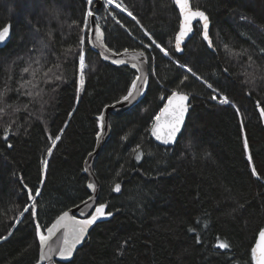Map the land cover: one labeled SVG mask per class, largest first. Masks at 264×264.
<instances>
[{"label": "trees", "instance_id": "trees-1", "mask_svg": "<svg viewBox=\"0 0 264 264\" xmlns=\"http://www.w3.org/2000/svg\"><path fill=\"white\" fill-rule=\"evenodd\" d=\"M123 3L139 24L103 0L96 22L110 50L144 51L148 81L132 108L109 115L110 135L93 164L100 184L97 204L106 203L113 215L93 225L72 258L58 264H252L251 248L264 228V0H190L209 18L213 48L202 41L197 22L180 54L174 48L179 11L172 0ZM94 4L0 0V28L11 26L0 47V91L6 90L0 101L5 108L0 114V236L8 237L0 240V264H37L35 224L49 226L91 195L84 162L100 131L97 117L126 94L137 75L130 65L104 60L87 43L85 83L77 94L78 58L66 56L65 50L77 48L83 16ZM145 31L171 58L154 46L144 48L151 43ZM225 45L242 54H227ZM37 59L40 65L33 63ZM29 64L43 70L59 64L63 79L40 83L38 97L24 95L20 84L32 78L23 72ZM179 64L191 67L232 104L211 99L212 89ZM185 75L189 79L181 84ZM172 90L188 94L190 102L179 137L164 146L154 141L150 128ZM62 128L61 140L47 156L49 134H60ZM138 144L139 161L133 152ZM42 159L49 162L46 170ZM252 166L259 178L252 175ZM117 183L121 190L112 191ZM36 188L41 195L35 196ZM28 189L34 200L27 199ZM31 204L37 217L25 214L18 223L20 212ZM218 240L230 247H214Z\"/></svg>", "mask_w": 264, "mask_h": 264}, {"label": "snow or ice", "instance_id": "snow-or-ice-1", "mask_svg": "<svg viewBox=\"0 0 264 264\" xmlns=\"http://www.w3.org/2000/svg\"><path fill=\"white\" fill-rule=\"evenodd\" d=\"M88 4L91 5L93 0H87ZM103 3L108 6H113L112 11L115 9H119L120 13H126L128 17H130L136 24H139L140 21L137 19L136 15L132 11L128 9V7L123 3V0H103ZM175 8L179 10V30L175 33L174 41H175V51H182V44L185 41V38L189 36L190 33L193 32V21L199 20L202 23V31L200 35L202 37L203 42H207L208 48H213V41L209 36V18L205 14L204 11L196 9L193 10L190 5V0H172ZM56 10L53 9V15H55ZM93 16V11L88 10L83 16V27H81V32L84 35H81L79 38V44L77 48H68L65 50L66 56H73L78 58V70H79V78L78 84L76 88L77 94L80 93L81 89L85 83V69H86V44L91 43L94 47L99 44V46L104 47L103 44V32L99 26V24L95 21H89V17ZM116 20V16L112 17ZM118 24H120V20H116ZM75 23V22H74ZM124 25L121 24V27ZM10 25L6 24L2 28H0V43L4 42L9 35ZM144 35L148 37L150 44H145L144 48H150L154 46L156 49H159L161 53L165 57L170 56V51L163 47L160 43H158L147 31L144 32ZM49 37L51 38V33H49ZM225 51L229 55H241L242 53L233 52V50L225 45ZM125 52L128 50L125 49ZM246 51V50H245ZM264 51V50H262ZM104 59H108L107 55L101 53ZM114 55H120V53H114ZM145 55L144 51H140L136 56H133L132 59L136 61H140V58H143ZM250 63H254L252 57H248ZM115 64H126V61L123 59H114L112 61ZM179 63L178 61H175ZM33 63L40 65V60L37 59L33 61ZM142 63V61H141ZM60 65L56 64L52 67L43 70L42 66L38 68H32V64H29L27 67L23 69L24 73H30L31 79L24 80L20 84V88L26 89L24 95L30 97H38L42 89L39 88L40 83H48L50 80H62V76L58 74V69ZM133 68H136L138 71L137 63L132 64ZM179 67L184 69L186 73H190L192 77H195L197 80L202 81L209 89H212L213 93H215L211 99L219 100V103L222 105L232 104L227 95L220 94L219 90L213 86V84L208 83L204 80L203 77L199 76L191 67L186 64H179ZM227 71V70H226ZM39 77V79H38ZM189 79L188 75H185L181 80V84L184 81ZM252 79H255V76H252ZM147 80L142 75H136L134 79L131 80L130 86L127 88V92L123 95L117 103H128L132 104L134 101H137L138 98L143 94V90L141 85L146 84ZM36 90V91H33ZM6 95L5 91H0V101L3 100ZM164 97H161V101H164ZM189 97L186 93L178 90H172L171 94L166 97V103L163 104V107L159 109V111L152 118V126H151V136H153L157 141H160L164 145H170L176 142L178 133L181 132L182 125L185 121V115L188 111V105L186 101H188ZM235 107V105H232ZM7 107H11L10 105ZM27 108V105L24 106ZM259 108V102L257 104ZM19 109H17L18 111ZM5 112V108L0 107V114ZM72 113H69L71 116ZM237 115H239V110L237 109ZM260 116L264 118V109H261ZM97 125L101 131H97L96 135L99 138L102 134V130L105 128V117L103 114L97 117ZM11 131V126H6L4 128V138H8V133ZM241 131H244L243 123H241ZM64 129H60V134L53 136L49 134L48 139L50 141V147L46 150V155L51 156L53 154L54 148L57 146L58 142L61 140ZM11 147V145H9ZM141 145H137L133 152L135 154V159L137 161L141 160L142 153L140 151ZM244 152L249 153V144L247 138L245 137L243 144ZM92 153H89L91 156ZM249 165L253 164L252 156L248 155ZM48 160L42 159L41 164L43 166L42 170H46L48 166ZM252 175L258 177L257 170L254 166H252ZM43 183V181H41ZM27 188V185H25ZM88 188L95 190V185L93 183L88 184ZM121 190V185L119 183L115 184L112 191L119 192ZM35 196L41 195L40 188H36L34 190ZM28 200H34L35 197L33 195V189H28L27 193ZM94 198L89 196L88 201H93ZM88 201H82L84 207L80 208L79 205H75L76 209L79 211L80 218H77L75 215H70V209L66 211H62V213L56 217L55 222L51 224V226H42L40 223L35 224V235L36 239L39 241V246L41 249L40 261L49 260L51 261L52 257L50 253L57 252L61 259H68L72 257L74 250L76 249L78 244H81L85 239L90 227L97 224L98 221L105 219L107 217H111L113 215L112 212L106 211L108 205L106 203H89ZM25 214H30L34 219L37 217L38 213L35 207V204L27 205L20 212L19 217H17V222H21L20 217H24ZM16 225L14 224L12 227L14 228ZM45 230L47 235H45ZM191 230V229H190ZM11 229L9 230V236L12 235ZM58 236L59 244L58 248L53 249L49 247V241L53 239L54 236ZM7 236H0V240H6ZM199 239H197V243H199ZM219 249H228L230 245L226 242L217 241V244L214 246ZM47 248V253L45 249ZM40 261L37 264H40ZM251 261L252 264H264V228L260 229L258 238L256 240L255 245L251 248Z\"/></svg>", "mask_w": 264, "mask_h": 264}, {"label": "water", "instance_id": "water-1", "mask_svg": "<svg viewBox=\"0 0 264 264\" xmlns=\"http://www.w3.org/2000/svg\"><path fill=\"white\" fill-rule=\"evenodd\" d=\"M94 1H95V4H94V6H93V16H92V17H89V21H90V23L93 22V21L96 22V14H95V12H96V10H97L98 8H100V7L102 6V0H94ZM190 5H191V3H190ZM191 7H192V5H191ZM192 9H193V10H196V9H194V8H192ZM178 11H179V10H178ZM197 22H199V23L202 25V23H201L199 20H195V21H193V31H194V25H195ZM99 26H100V25H99ZM100 28H101V27H100ZM101 30H102V28H101ZM102 32H103V31H102ZM192 34H193V32L190 33L189 36L185 38V41H184V43H183L182 46H181V47H182V51H183V46H184V44L190 39V37L192 36ZM8 39H9V35L7 36V38H6V40H5L4 42L0 43V47H2V46L8 41ZM103 44H104V47L99 46V44L96 45V46L94 47L91 43H89L90 47H91L94 51H96L97 53H99L100 56H101L103 59H104V57L101 55V53H104V55H107L109 58H108V59H104V60H106V61H108V62H110V63H112V64H115V63L112 62L114 59H123V60L126 61V64H127V65H130L131 67H132V64H133V63H137V64H138V68L140 69V70L138 71L136 68H134V69L137 71V75H142V76H144L145 79L148 81V75H149V64H148V58H147L146 54L144 55L143 58H140V61H136V60H133L132 57H133V56H136L141 50H128L127 52L122 51V52H120V55H114L115 52L112 51V50H110V49L106 46V44L104 43V35H103ZM174 45H175V42H174ZM174 48H175V46H174ZM182 51H181V52H177V53L180 54V53H182ZM141 61H142V63H141ZM120 65H121V64H120ZM146 84H147V83H146ZM146 84H142V85H141L143 92H144V89H145V87H146ZM187 95H188V94H187ZM141 96H142V95H141ZM141 96L138 98L137 101H134L132 104H128V103H119V104H118L117 101H115V102H113V103L107 105V106L103 109L102 114H103L104 117H105V128L102 130V134H101V136H100L99 138L97 137V139H96L95 147H94L93 151L90 152V153H92V155L89 156V154H88V156L86 157V160H85V162H84V170H85V172H86V174H87V176H88L87 186H88L89 183H93V184L95 185V190L89 188V190H90V192H91V195H90V196H92V197L94 198V200H93V201H88V198H89V197H88V198L85 199L84 201H88L89 203H93V202H94V203H96V204H97V201H98V195H99V190H100V184H99V182H98V180H97V178H96V176H95V174H94V171H93V164H94L95 158H96L97 155L99 154V152H100V150L102 149L104 143L106 142V140L108 139V137H109V135H110L109 115H110V114H119V113H121V112H124V111L129 110L130 108H132V107H133V106H134V105L140 100ZM188 97H189V99H188V101H186V104H187V105H189V102H190V96L188 95ZM165 103H166V101H165ZM187 115H188V111H187V113H186V115H185V120H186ZM184 124H185V121H184ZM184 124L182 125V129H183ZM151 126H152V125H151ZM182 129H181V131H182ZM150 130H151V128H150ZM100 131H101V130H100ZM180 133H181V132H180ZM180 133H178L177 138L179 137ZM150 135H151V131H150ZM151 137H152V138L154 139V141H156L158 144H160V145H164V144H162L160 141H157L153 136H151ZM172 145H174V143H173V144H170V145H164V146H172ZM78 205L80 206V208H83V207H84V205H83L82 202L79 203ZM68 210H69V209H68ZM70 210H71V211H70V215H75V216H77V218H80L79 211L76 209L75 206L72 207V208H70ZM55 220H56V219H55ZM55 220H54L53 222H55ZM53 222H52V223H53ZM98 222H99V221H98ZM52 223H51V224H52ZM51 224H50L49 226H51ZM91 228H92V227H90V229H89V231H88V233H87L85 239L82 241L81 244H78V245H77L76 249H78L79 247L82 246V244H83L84 241L86 240V238H87V236H88V234H89ZM44 234L47 235L46 230H45V233H44ZM258 235H259V233H258ZM58 236H59V234H58L57 236H54L53 239L50 240V241L48 242V243H49V247H51V248H53V249L58 248V244H59ZM257 238H258V236H257ZM256 240H257V239H256ZM255 243H256V241H255ZM255 243H254V245H255ZM254 245H253V246H254ZM76 249L74 250L73 255H74ZM47 251H48V250H47V248H46V249H45V252L47 253ZM40 255H41V249L39 250V260H38V261H40ZM50 255H51V257H52L51 261H49V260L46 259V260L40 261V264H58L59 262H67V261H69V260L72 258V257H70V258H68V259H61V258L59 257V255H58L57 252H52V253H50ZM73 255H72V256H73Z\"/></svg>", "mask_w": 264, "mask_h": 264}, {"label": "bare ground", "instance_id": "bare-ground-1", "mask_svg": "<svg viewBox=\"0 0 264 264\" xmlns=\"http://www.w3.org/2000/svg\"><path fill=\"white\" fill-rule=\"evenodd\" d=\"M114 6V5H113Z\"/></svg>", "mask_w": 264, "mask_h": 264}, {"label": "rangeland", "instance_id": "rangeland-1", "mask_svg": "<svg viewBox=\"0 0 264 264\" xmlns=\"http://www.w3.org/2000/svg\"><path fill=\"white\" fill-rule=\"evenodd\" d=\"M114 7V6H113Z\"/></svg>", "mask_w": 264, "mask_h": 264}]
</instances>
